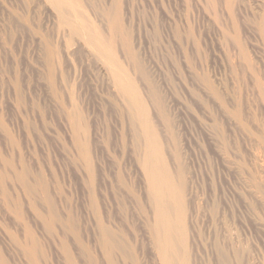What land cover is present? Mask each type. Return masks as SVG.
Wrapping results in <instances>:
<instances>
[{
  "label": "rangeland",
  "instance_id": "374dc122",
  "mask_svg": "<svg viewBox=\"0 0 264 264\" xmlns=\"http://www.w3.org/2000/svg\"><path fill=\"white\" fill-rule=\"evenodd\" d=\"M169 262L264 264V0H0V264Z\"/></svg>",
  "mask_w": 264,
  "mask_h": 264
},
{
  "label": "bare ground",
  "instance_id": "6f19581e",
  "mask_svg": "<svg viewBox=\"0 0 264 264\" xmlns=\"http://www.w3.org/2000/svg\"><path fill=\"white\" fill-rule=\"evenodd\" d=\"M149 173H150V178L152 179V180H154V178H156V176H157V174H156V172L154 171V167H150L149 168ZM164 184V185H163ZM163 184L162 185H156L155 184V188H154V190H155V193H154V191H153V193L155 194V195H157L156 196V201H157V203H158V205H159V211H160V213H161V215L163 216V215H166L167 214V212H168V204H169V202H167L165 199H163L162 197H163V190H164V186H165V182H163ZM167 190V189H166ZM167 211V212H166ZM167 216V215H166ZM165 216V217H166ZM164 217V216H163ZM162 244V243H161ZM160 244V245H161ZM168 264H172V262H169Z\"/></svg>",
  "mask_w": 264,
  "mask_h": 264
}]
</instances>
